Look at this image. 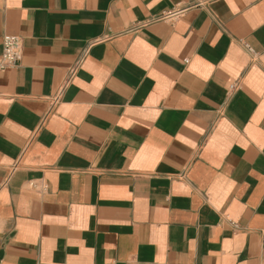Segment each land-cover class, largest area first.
Instances as JSON below:
<instances>
[{"label": "crops", "instance_id": "0c3cea01", "mask_svg": "<svg viewBox=\"0 0 264 264\" xmlns=\"http://www.w3.org/2000/svg\"><path fill=\"white\" fill-rule=\"evenodd\" d=\"M5 35L0 264H264V0H0Z\"/></svg>", "mask_w": 264, "mask_h": 264}, {"label": "built area", "instance_id": "2783aa9c", "mask_svg": "<svg viewBox=\"0 0 264 264\" xmlns=\"http://www.w3.org/2000/svg\"><path fill=\"white\" fill-rule=\"evenodd\" d=\"M181 11H175L167 14L165 17H177ZM23 56V41L20 36L5 35L3 38V54L0 62L1 68L12 67L18 64ZM71 75L73 72L71 71ZM60 96L56 95L54 101L57 102Z\"/></svg>", "mask_w": 264, "mask_h": 264}]
</instances>
